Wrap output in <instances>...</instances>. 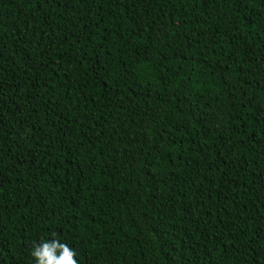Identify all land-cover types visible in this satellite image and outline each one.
Masks as SVG:
<instances>
[{
	"label": "trees",
	"instance_id": "1",
	"mask_svg": "<svg viewBox=\"0 0 264 264\" xmlns=\"http://www.w3.org/2000/svg\"><path fill=\"white\" fill-rule=\"evenodd\" d=\"M264 264V0H0V264Z\"/></svg>",
	"mask_w": 264,
	"mask_h": 264
},
{
	"label": "clouds",
	"instance_id": "2",
	"mask_svg": "<svg viewBox=\"0 0 264 264\" xmlns=\"http://www.w3.org/2000/svg\"><path fill=\"white\" fill-rule=\"evenodd\" d=\"M76 252L66 243L56 239H42L31 250L33 264H77Z\"/></svg>",
	"mask_w": 264,
	"mask_h": 264
}]
</instances>
